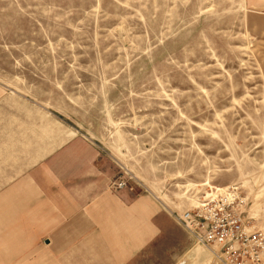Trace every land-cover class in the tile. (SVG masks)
<instances>
[{
	"label": "rangeland",
	"instance_id": "obj_1",
	"mask_svg": "<svg viewBox=\"0 0 264 264\" xmlns=\"http://www.w3.org/2000/svg\"><path fill=\"white\" fill-rule=\"evenodd\" d=\"M32 110L151 202L160 231L129 264H223L176 216L231 186L264 230V0H0V122ZM109 246L87 264H114Z\"/></svg>",
	"mask_w": 264,
	"mask_h": 264
},
{
	"label": "crops",
	"instance_id": "obj_2",
	"mask_svg": "<svg viewBox=\"0 0 264 264\" xmlns=\"http://www.w3.org/2000/svg\"><path fill=\"white\" fill-rule=\"evenodd\" d=\"M34 113L10 127L0 122V255L9 242L16 264L28 252L34 259L47 253V264L57 256L62 264H87L88 250L115 242L112 262L131 263L160 231L151 202L111 192L114 169L102 151L48 112ZM39 238H47L42 246Z\"/></svg>",
	"mask_w": 264,
	"mask_h": 264
},
{
	"label": "built area",
	"instance_id": "obj_3",
	"mask_svg": "<svg viewBox=\"0 0 264 264\" xmlns=\"http://www.w3.org/2000/svg\"><path fill=\"white\" fill-rule=\"evenodd\" d=\"M124 182L115 184L123 189ZM237 188L211 195L195 208L176 216V222L198 245L214 252L223 264H259L264 257V230L250 225L239 212Z\"/></svg>",
	"mask_w": 264,
	"mask_h": 264
}]
</instances>
